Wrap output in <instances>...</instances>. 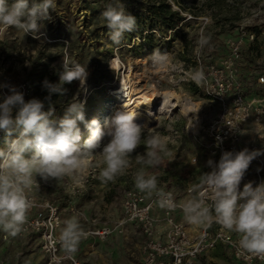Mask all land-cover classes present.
I'll use <instances>...</instances> for the list:
<instances>
[{
    "label": "rangeland",
    "instance_id": "374dc122",
    "mask_svg": "<svg viewBox=\"0 0 264 264\" xmlns=\"http://www.w3.org/2000/svg\"><path fill=\"white\" fill-rule=\"evenodd\" d=\"M153 1L158 0H133L137 13L129 11L127 14L136 18V30L126 33L119 45L112 44L109 39V30L101 16L106 8L98 5V11H90L83 0H55L51 19L41 21V39L0 26V83L15 85L21 92L19 86L25 84L23 95L26 102L32 98L45 99L48 93L42 83L45 79L59 82L63 58L87 67L86 91L80 90L79 81H73L64 85L68 90L66 95L52 94L54 118L62 117L69 102L78 94L79 100L85 102L86 119L96 118L103 124L104 119L116 109L115 98L109 90L114 85L104 84L118 82L129 59L137 61L133 65L134 77L140 88L151 92L156 87L160 92H170L173 101H177V106L171 111L156 114L157 119L147 126L149 129L143 133L140 146L132 154L126 174L114 183L105 184L98 178L104 166L103 157L94 155L85 160L84 172L79 180L66 178L59 183L51 181L46 189L36 191L38 198L49 199L58 205L62 227L64 220L75 214L85 231L90 224L86 218L92 217L110 228L111 234L105 241L90 234L81 241L74 254L81 264L140 262L142 238L136 224L124 218L120 200L123 189L135 187L133 176L141 167L135 157L144 153V138L148 135H161L170 153L158 167L147 169L150 174L156 175L161 190L170 188L180 199L188 187L199 184L203 172H208V160L191 139L187 127L190 120H199V134H202L209 112L217 107L211 105L203 96L201 86L191 79L197 57L205 62L216 60L225 51V38L235 35L238 26L243 25L257 34V40L243 50L242 78L247 92L264 91V84L257 83L256 76L252 73V77L249 72L257 65L261 55L264 0H237L236 4L244 5L240 7V18L231 26L227 24L219 33H216L219 27H213L215 17L212 10L215 8L205 5V0H166L183 17L175 27L153 21L145 11L146 4ZM225 14L231 15L232 12L225 11L220 16ZM201 35L211 37L209 45L203 49L198 47ZM185 47L190 50L189 61L180 57ZM157 50L166 56L161 64L153 62L152 54ZM115 57L121 59L122 69L113 66ZM47 110L48 102L45 101ZM80 127L83 142L88 131L82 124ZM4 139V133L0 132V147L4 146ZM37 179L40 180L39 177ZM160 221L164 222L161 216ZM224 254L222 258L216 257L209 250L197 259L196 264H244L234 259L230 247L225 248ZM45 260L36 235L13 238L0 232V261L3 263L44 264ZM61 264L70 263L65 261Z\"/></svg>",
    "mask_w": 264,
    "mask_h": 264
},
{
    "label": "clouds",
    "instance_id": "9594fccd",
    "mask_svg": "<svg viewBox=\"0 0 264 264\" xmlns=\"http://www.w3.org/2000/svg\"><path fill=\"white\" fill-rule=\"evenodd\" d=\"M55 6V0H0V26L41 39V21L51 19L50 12ZM101 16L114 45H119L126 33L136 30V18L126 13L123 4L109 5ZM210 39L201 35L198 47L208 46ZM152 58L155 64H161L166 56L157 50ZM88 75L87 67L63 58L59 82L45 79L42 83L48 93L45 99L32 98L27 102L15 85L0 83V89H7L0 91V132L5 137L4 146L0 147V232L7 236L17 237L28 223L34 207L28 193L39 187L38 177L45 183H59L66 178L79 180L85 160L94 155L103 157L104 166L98 177L102 183H114L130 167V158L149 129L146 124L136 123L135 109L124 105V110L114 111L103 124L96 118L89 121L85 102L77 94L63 116L54 118L52 94L66 95L64 85L73 81H79L80 90L86 91ZM191 79L201 85L206 79L204 70L195 69ZM81 124L88 131L83 142ZM144 144V153L135 157L141 167L134 173V186L140 193L155 195L159 207L175 210L172 193L161 190L156 175L147 171L158 167L170 154L168 145L157 133L144 138ZM261 155L264 150L245 148L238 152L224 151L218 162L209 159L207 166L211 170L201 174L195 194L184 201L182 211L189 224L200 227L219 224L238 236V247L243 253L264 259V182L256 186L253 182L244 183L241 188L251 162ZM87 235L79 216L74 214L64 220L52 243H58L66 255L73 256Z\"/></svg>",
    "mask_w": 264,
    "mask_h": 264
},
{
    "label": "built area",
    "instance_id": "2783aa9c",
    "mask_svg": "<svg viewBox=\"0 0 264 264\" xmlns=\"http://www.w3.org/2000/svg\"><path fill=\"white\" fill-rule=\"evenodd\" d=\"M257 34L238 26L235 35H229L224 40L225 51L216 60L205 62L197 57L195 69L202 68L205 81L200 85L202 94L211 103L217 106L210 111L202 134H199V120L192 119L188 123L189 134L193 142L200 147L201 153L207 158L218 162L224 151L238 152V143L249 121L259 124L264 120V91L247 94L246 84L242 78L241 62L243 50L254 44ZM256 81L264 84V39L257 65ZM22 93L25 84L19 86ZM6 92L5 89H0ZM264 150V140L251 144L250 151ZM262 156L256 161L258 166L253 174L247 171L242 179L244 183L253 182L256 186L262 181ZM195 160V158H193ZM211 169L208 168V171ZM39 187L28 193L34 201V207L29 212L28 223L19 236L36 235L40 241V248L46 256L44 264H61L68 261L70 264H81L73 256L66 255L58 243L52 240L58 236L62 226V218L58 205L46 198H38L37 190L46 189L48 183L38 180ZM199 184L188 187L186 194L192 196ZM164 192L172 193L176 208L167 210L159 207L155 195L148 196L140 193L135 187L125 188L122 191L120 207L126 220L135 223L143 236L141 244V260L139 264H194L202 254L213 249L217 243L230 247L232 256L244 264H264V259L243 253L238 247V236L229 233L216 223L203 227L189 224L182 211L183 200L170 189ZM160 208L161 217L167 228L164 235L158 232L159 216L156 209ZM72 212L74 209L71 207ZM91 224L87 233L100 241H105L111 234L110 228L99 224L95 217L86 218ZM0 264H5L0 261Z\"/></svg>",
    "mask_w": 264,
    "mask_h": 264
},
{
    "label": "bare ground",
    "instance_id": "6f19581e",
    "mask_svg": "<svg viewBox=\"0 0 264 264\" xmlns=\"http://www.w3.org/2000/svg\"><path fill=\"white\" fill-rule=\"evenodd\" d=\"M120 61L119 57H115L112 61L113 66L122 69L123 65L120 64ZM135 62L129 59L127 64H124L121 79L116 83L106 82L104 85H114L109 87L110 93L115 98L114 107L116 109L114 111L124 110V105L135 109L138 113L136 123L148 126L157 119L158 112H169L174 109L177 106V101H173L174 98L170 92H160L156 87L151 92L140 88L134 77L133 65Z\"/></svg>",
    "mask_w": 264,
    "mask_h": 264
},
{
    "label": "trees",
    "instance_id": "16d2710c",
    "mask_svg": "<svg viewBox=\"0 0 264 264\" xmlns=\"http://www.w3.org/2000/svg\"><path fill=\"white\" fill-rule=\"evenodd\" d=\"M204 2L205 5L211 9L215 8V10H212L215 17V24L213 27H219L216 30V33L223 31L227 24L228 26L233 25V21L238 20L241 16L240 7L244 6L243 4H236L237 0H232L230 2L229 0H205ZM83 4L87 9L95 12L98 11V5H100V7L103 6L107 8L109 5L117 6L118 4H123L125 10H127L126 13H129V11H135V13H137V8L133 7V0H83ZM145 9L153 21H159L160 23H163L169 27H175L183 18L177 10L171 8L170 4L166 0H158L147 3ZM225 11H230L232 14L220 16ZM147 36L148 35H146L145 38ZM189 51L190 50L185 47L183 53L180 54V57L183 59V61H189L191 58Z\"/></svg>",
    "mask_w": 264,
    "mask_h": 264
},
{
    "label": "crops",
    "instance_id": "0c3cea01",
    "mask_svg": "<svg viewBox=\"0 0 264 264\" xmlns=\"http://www.w3.org/2000/svg\"><path fill=\"white\" fill-rule=\"evenodd\" d=\"M249 72H250V75L253 73V76H256L257 75V69L256 67H254L253 69L251 68V70L249 69ZM252 76V75H251ZM250 76V77H251ZM252 76V77H253ZM258 85V84H257ZM255 93H258V90H249L247 94H255ZM264 140V120H262L261 123L259 124H255L253 121H249L247 123V126L246 128L244 129L243 133H242V138L241 140L239 141L238 143V151H241L245 148H247L249 151H250V146L251 144H254V143H259L260 141ZM258 166V162L256 161V159H254L249 168L247 169V172L249 174H253L254 173V170L255 168ZM261 175H262V181H264V156H262V166H261ZM191 198L190 195L186 194L184 196H182L180 198V200H187ZM157 212V215L160 217L161 216V211H160V208H157L156 211ZM135 224V223H134ZM91 227V224H89V227L88 229ZM137 227V225H136ZM62 228V226H61ZM158 232L160 235H164L165 234V231H166V224L164 222H159L158 223ZM137 230L139 231V229L137 228ZM140 233V232H139ZM141 235V233H140ZM141 238H142V241L143 242V236L141 235ZM227 247L226 244H223V243H217L216 246L211 249V251L213 252V255L216 256V257H224V250L225 248ZM223 253V254H222ZM204 255V254H202ZM202 255H200L199 257H201ZM198 257V258H199ZM197 258V259H198ZM197 259L195 260L194 264H196L197 262ZM141 260V259H140ZM139 264V263H138Z\"/></svg>",
    "mask_w": 264,
    "mask_h": 264
}]
</instances>
